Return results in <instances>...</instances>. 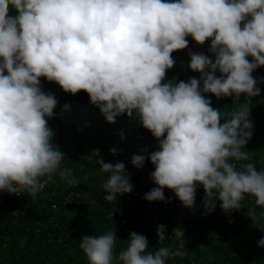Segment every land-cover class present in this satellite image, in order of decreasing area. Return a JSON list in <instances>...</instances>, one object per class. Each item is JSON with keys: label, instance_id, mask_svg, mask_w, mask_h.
<instances>
[{"label": "clouds", "instance_id": "clouds-1", "mask_svg": "<svg viewBox=\"0 0 264 264\" xmlns=\"http://www.w3.org/2000/svg\"><path fill=\"white\" fill-rule=\"evenodd\" d=\"M188 36L210 40L211 56L190 51L188 68L199 78L164 82L171 54ZM259 66L264 0H0V191L35 197L54 177L80 183L53 147L48 118L57 100L42 91L43 77L64 92H86L108 122L124 114L156 138L147 156L156 187L143 199L164 200L168 188L191 207L199 185L208 211L217 200L225 213L238 210L250 195L264 212V168L236 164L249 158L242 148L252 136L249 98L264 82L252 76ZM207 93L231 96L235 108L222 117ZM144 160L133 155L130 163L140 168ZM100 171L108 174L100 186L105 202L131 191L123 162L100 160ZM117 239L114 230L84 235L79 248L88 264H166L184 255L171 246L147 251L146 237L135 231L117 254ZM257 244L264 246V237Z\"/></svg>", "mask_w": 264, "mask_h": 264}, {"label": "trees", "instance_id": "trees-1", "mask_svg": "<svg viewBox=\"0 0 264 264\" xmlns=\"http://www.w3.org/2000/svg\"><path fill=\"white\" fill-rule=\"evenodd\" d=\"M10 14L15 15V11L10 10ZM171 55L173 57V53ZM248 59L251 60V57ZM170 75L171 68L166 70L165 78ZM252 76L264 77V66L253 70ZM40 81L43 91L49 93L51 85L55 84L62 105H68L66 111L72 126L94 137L96 158L88 159L70 148L59 125L52 129L53 147L65 153L63 166L77 172L80 197L64 205L67 183L57 177L48 182L35 197L27 192L16 196L0 191V264H88L79 248L82 236L100 235L114 230L118 238L114 252L118 254L127 246L129 232H137L139 226L145 230L154 250H157L169 245L175 225L183 227L181 242L187 264H264V246L257 244L264 237V229L260 227L264 225V212L254 204V197L250 195H245L240 209L225 213L219 207L218 200L213 210L206 209L202 186H197L191 207H184L171 189L164 188V200L158 202L163 207L160 215L164 233L171 236L163 242H158L152 234L137 199L126 201L127 193L119 194V212L90 214L81 202L76 203L84 192L83 176L78 164L100 167V160L114 163L108 157V148H116L118 154L127 155L130 169L137 180L147 181L148 191L156 187L150 179L154 168L147 156L156 150L157 141L138 120L127 115L121 114L114 122H108L99 108L89 103L88 95L83 90L70 94L55 82L46 81L43 77H40ZM257 87L261 90L260 94L249 98L252 136L242 148V151L248 152L249 158L236 161L238 168L249 163L258 170L264 168V82L258 83ZM205 95L210 99L211 106L220 110L222 117L235 108L231 96L217 99L211 93ZM243 101L244 95L241 94L238 103ZM53 119L57 121L55 116ZM133 155L145 156L142 167L136 168L130 163ZM53 204H56L55 210L52 209Z\"/></svg>", "mask_w": 264, "mask_h": 264}, {"label": "crops", "instance_id": "crops-1", "mask_svg": "<svg viewBox=\"0 0 264 264\" xmlns=\"http://www.w3.org/2000/svg\"><path fill=\"white\" fill-rule=\"evenodd\" d=\"M42 86V85H41ZM42 91L43 88L41 87ZM50 93L53 94L57 100L54 112L57 121L52 118H48V126L50 129H54L56 126L61 127V133L65 139L66 144L72 148L76 153L91 159L96 158L97 145L96 140L90 134H84L82 131L76 129L70 123L67 111L61 112L62 102L58 97V91L53 83L50 87ZM81 170L84 181V192L81 199V204L85 210L90 214L95 213H112L120 211V195L117 194L116 199L110 204L103 200V196L106 193L101 190V184L107 179L108 174L100 171V167L78 164ZM87 177V179H84ZM137 233L146 237L149 248L147 251L154 252V247L147 236V233L141 226L137 227ZM183 234V227L181 225H175L172 231L171 241L169 246L180 249L184 255L182 257L170 258L166 261V264H187L186 255L182 247L181 236Z\"/></svg>", "mask_w": 264, "mask_h": 264}, {"label": "built area", "instance_id": "built-area-1", "mask_svg": "<svg viewBox=\"0 0 264 264\" xmlns=\"http://www.w3.org/2000/svg\"><path fill=\"white\" fill-rule=\"evenodd\" d=\"M105 145L107 146V143ZM109 149L111 148H108V157H110L114 163L116 162L124 163L125 171L128 173V180L132 185L131 191L128 192L126 195V198H125L126 201H129L131 198H135L141 204L145 212V220L148 222L149 228L158 242H163L166 238H170L171 235L169 234L166 235L164 233V223L161 220V215H160L161 211L163 210V207L161 206V204L155 200L147 201L143 199L144 194L148 192L147 181L145 180L140 181L136 179L134 173L129 167L128 157L126 154L120 155L117 152L110 153ZM62 166H63V163H62ZM71 170H72L73 177L79 181L76 170H73V169ZM46 184L47 183H45L44 187L46 186ZM66 189H67V192L63 198L64 205L72 203L76 200V198L80 197L79 191L81 189V186H80V183L78 185L67 184ZM20 195H16V196H20ZM81 199L76 201V203L81 202ZM56 208H57L56 204H53L52 209L55 210ZM121 223H124V220H121Z\"/></svg>", "mask_w": 264, "mask_h": 264}, {"label": "rangeland", "instance_id": "rangeland-1", "mask_svg": "<svg viewBox=\"0 0 264 264\" xmlns=\"http://www.w3.org/2000/svg\"><path fill=\"white\" fill-rule=\"evenodd\" d=\"M186 39L188 40V45L184 49L175 50L173 52L172 58L175 60V64L171 68V75L165 78L164 82L172 81L176 83L181 80L186 82L190 77L199 78L200 73L194 72L188 68L190 59L188 53L190 51L211 56V53L208 52L210 40H206L203 44H198L191 36L186 37Z\"/></svg>", "mask_w": 264, "mask_h": 264}]
</instances>
